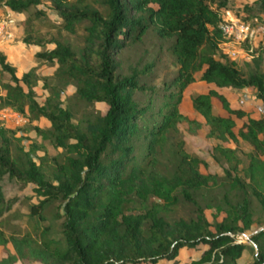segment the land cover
<instances>
[{"label":"trees","instance_id":"16d2710c","mask_svg":"<svg viewBox=\"0 0 264 264\" xmlns=\"http://www.w3.org/2000/svg\"><path fill=\"white\" fill-rule=\"evenodd\" d=\"M46 1L60 19L52 27L58 33L81 30L80 46L34 32V21L46 15L39 7L43 0H0V10L25 15L18 40L41 48L34 53L37 61L56 66L52 76H41L37 66L18 76L0 50V73L9 75L0 81V110L18 113L28 123L8 128L0 121V219L16 202L5 196L6 176L21 189L33 185L38 197L28 207L29 230L0 228L6 252L0 264H180L182 248L199 251L182 264H238L244 251L250 264H264V117L233 107L216 89L252 87L264 106V38L244 62L252 65L244 72L219 47L225 40L221 14L233 7L227 8L228 0ZM239 11L245 19L264 22V0ZM150 28L171 40L178 64L162 94L139 80L153 63L121 72V50ZM39 81L47 90L42 101L35 92ZM196 81L216 87L190 99L207 127L206 137L215 141L211 157L222 175L202 172L208 162L186 150L178 127L186 123L195 133L202 126L179 107L185 89ZM68 86L74 92L66 96ZM147 90V102L137 103L134 92ZM213 99L225 114L214 111ZM96 103L107 106L104 113ZM73 105L83 107L79 118ZM40 118L49 126L33 123ZM235 118H246L237 132ZM30 130L41 141L32 140L28 148L13 143L20 141L17 132ZM241 142L251 148L246 162L238 153ZM44 143L61 149L51 157L50 177L42 168L44 158L35 160ZM178 208L187 215L174 217ZM248 232V243L239 242Z\"/></svg>","mask_w":264,"mask_h":264},{"label":"rangeland","instance_id":"374dc122","mask_svg":"<svg viewBox=\"0 0 264 264\" xmlns=\"http://www.w3.org/2000/svg\"><path fill=\"white\" fill-rule=\"evenodd\" d=\"M254 1L256 0H235V2L234 0H228L227 8L233 4V7L229 8V10L235 12L236 10L242 9L246 5H251ZM39 7L45 10L46 15L44 18L34 21V32L37 35L46 36V38L55 36L57 39L69 42L74 46H80L82 44L81 30H78L76 34H70L66 31H61L58 33L56 29L52 27L59 24L60 19L48 1L43 0ZM253 7L254 5H252V8ZM7 14H10V16ZM260 17L262 20H264V13H262ZM8 19H10L11 22L8 24L9 26H7V30L11 36H8L3 31L0 32V50L6 54L8 61L16 67L17 75L20 76L23 72H26L31 67L37 66V71L41 76H52L56 66L50 65L40 60L37 61L34 57V53L41 50V48L33 45H25L18 40L24 28L23 23L25 15L8 13V11L0 10V22L3 20L7 22ZM170 44L171 40L161 39L157 36L154 30L150 28L140 41H137L132 46L124 47L121 50L119 54L121 61V72L123 74H129L131 73V69L133 67L141 69L146 64L153 63L154 66L151 71L144 76L142 75L139 80L145 84V86L149 88H155L154 90L156 94H162L164 82L171 80L178 69V64L176 63L175 57L169 50ZM243 46L246 47V45ZM46 47L53 48V44H47ZM229 49L234 51V55L231 56H234L235 58L237 57L236 61L239 64L238 66L242 68L244 72L248 71L252 65L249 64V66H247L244 64V62H249V60L245 61L244 55L242 53L239 54L240 52L236 48H232V46H225L223 51H227ZM261 67L264 69V58L261 60ZM8 79L9 75L7 73H0V81H8ZM205 88L206 85H202L200 82L190 84L185 89L184 97L179 105L181 112L186 114L191 119L199 120L202 126L195 133L188 131L186 123H180L178 127L185 141L186 150L190 153L198 155L208 162L207 168H201L202 172L210 171L222 175L223 171L221 167L211 157L212 147L215 144V141L206 137L207 127L204 123V120L193 110L191 105V96L197 91H203ZM35 92L38 101H42L47 95V90L43 87L42 81H39L35 86ZM73 92L74 87L68 86L66 96L71 95ZM223 92L233 107H243L249 111L252 117L255 118L264 117V106L259 99L254 97V89H247V91L241 92L236 89L223 88ZM150 95L151 94L149 90L145 92L135 91L134 99L137 103L144 104L147 102ZM66 96H63V99L66 100ZM213 106L215 112L225 114V111L222 109L221 104L217 99H213ZM95 109L104 113L107 109V106L104 103H96ZM73 110L75 116L79 118L81 116V112L83 111V107L73 105ZM245 120L246 118H235L236 132ZM0 121L8 128H14L17 126L28 127L26 118L8 109L0 110ZM33 123L38 124L41 127L49 126V122L44 118H40ZM14 138H20V141L13 139L14 144H23L26 148H28V145L32 140L41 141L39 137H36L33 130L26 132L19 131L15 134ZM230 146L234 147L235 144L230 143ZM43 147L44 148L36 152L37 157H35V160L37 163H39L40 158H44L42 168L45 171L47 177H50V170L52 167L51 157L58 155L61 152V149H55L48 143H44ZM250 149V146L245 142H241L238 145L239 156H241L245 162L247 160L245 154L249 152ZM2 186L5 196L8 198L15 197L16 202L13 204L12 208L5 213L4 217L0 219V228H2L6 233L13 231L23 232L25 230H29L30 227L27 218L28 207L30 203L38 200V197L33 195V185L30 184L27 187L21 189L16 181L6 176L3 179ZM205 212L210 221L214 220V212L211 209H206ZM186 215L187 210L182 208H178L173 214L174 217H185ZM221 215L222 214H220L217 219H220ZM258 216L259 211L258 208H256L255 219L259 220ZM54 223L53 230L57 231V223ZM255 224V228L257 229L260 225L258 222H255ZM238 241L248 243L247 239L241 235L238 236ZM7 248L12 250L10 245H8ZM197 254L198 252H194L193 250L183 251L180 253V259L181 261H187L190 257L197 256ZM5 255V250L0 246V258L4 257ZM16 264L22 263L18 262Z\"/></svg>","mask_w":264,"mask_h":264},{"label":"built area","instance_id":"2783aa9c","mask_svg":"<svg viewBox=\"0 0 264 264\" xmlns=\"http://www.w3.org/2000/svg\"><path fill=\"white\" fill-rule=\"evenodd\" d=\"M221 19L220 30L225 37V40L219 44L221 51H223L225 46H232V48H236L240 52H238L239 54L242 53L244 55L245 61H250L253 57V48H256L264 38V23L257 17L245 19L242 11L233 12L229 9L223 10ZM10 22V19L7 22L5 20L1 21L0 32L3 31L8 36H11L7 30ZM243 45H246V47ZM224 51L223 53L230 60L236 61L237 57L231 56L234 55L233 50Z\"/></svg>","mask_w":264,"mask_h":264},{"label":"crops","instance_id":"0c3cea01","mask_svg":"<svg viewBox=\"0 0 264 264\" xmlns=\"http://www.w3.org/2000/svg\"><path fill=\"white\" fill-rule=\"evenodd\" d=\"M197 82H200V83H202V85H206V88L204 89V90H206V89H208V88H216L213 84H208V83H206V82H204V81H196V82H194V83H197ZM194 83H191V84H194ZM218 91H220L221 93H223L224 94V92H223V88H216ZM225 89H227V88H225ZM247 89H254V88H252V87H247V88H244V89H236V90H238V91H241V92H245V91H247ZM203 90V91H204ZM255 91V90H254ZM197 92H202V91H197ZM196 92V93H197ZM255 97V96H254ZM256 98V97H255ZM246 234V236H249V234H251L250 232H248V233H245ZM241 236H244V235H241ZM246 236H244L246 239H247V241H248V238L246 237ZM245 243V242H244ZM247 243V242H246ZM189 250H193V249H186V248H182L180 251H179V259L181 258V255H180V253L181 252H183V251H189ZM194 252H198V254H199V251L198 250H193ZM198 254H197V256H198ZM197 256H193V257H190L189 259H191V258H196ZM245 257V258H244ZM188 259V260H189ZM187 260V261H188ZM251 256H250V254L248 253V251H244L243 252V254H242V256H241V258L238 260V264H250L251 263ZM184 262H186V261H181V259H180V264H182V263H184Z\"/></svg>","mask_w":264,"mask_h":264},{"label":"water","instance_id":"95a60500","mask_svg":"<svg viewBox=\"0 0 264 264\" xmlns=\"http://www.w3.org/2000/svg\"><path fill=\"white\" fill-rule=\"evenodd\" d=\"M241 235H244V236H246V234L245 233H242ZM247 238H248V236H246Z\"/></svg>","mask_w":264,"mask_h":264}]
</instances>
